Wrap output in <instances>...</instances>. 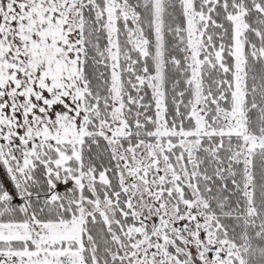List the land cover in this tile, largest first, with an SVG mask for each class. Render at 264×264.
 Wrapping results in <instances>:
<instances>
[{"label": "snow or ice", "instance_id": "6c2138e0", "mask_svg": "<svg viewBox=\"0 0 264 264\" xmlns=\"http://www.w3.org/2000/svg\"><path fill=\"white\" fill-rule=\"evenodd\" d=\"M0 264H264V0H0Z\"/></svg>", "mask_w": 264, "mask_h": 264}]
</instances>
